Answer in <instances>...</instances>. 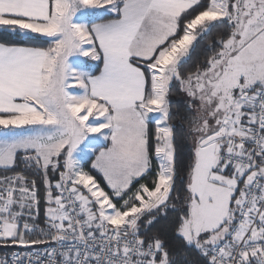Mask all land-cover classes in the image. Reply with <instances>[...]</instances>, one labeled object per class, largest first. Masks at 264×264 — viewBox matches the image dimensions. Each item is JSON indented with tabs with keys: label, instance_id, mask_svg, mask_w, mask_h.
<instances>
[{
	"label": "snow or ice",
	"instance_id": "snow-or-ice-1",
	"mask_svg": "<svg viewBox=\"0 0 264 264\" xmlns=\"http://www.w3.org/2000/svg\"><path fill=\"white\" fill-rule=\"evenodd\" d=\"M0 169V243L37 248L0 264H178L170 211L203 264H264V0H0Z\"/></svg>",
	"mask_w": 264,
	"mask_h": 264
},
{
	"label": "trees",
	"instance_id": "trees-1",
	"mask_svg": "<svg viewBox=\"0 0 264 264\" xmlns=\"http://www.w3.org/2000/svg\"><path fill=\"white\" fill-rule=\"evenodd\" d=\"M223 30H215L213 33L207 37L205 41H202L200 45L195 49V51L192 54V59L189 62L188 65H186V68L193 69L197 63H202L205 58L209 55H211V51L207 49L206 45L207 42L210 40H215L217 38L218 34H222ZM35 43L38 46L47 47V41L44 38H40L39 40H36ZM172 101L173 106V113H174V119L172 123L176 125L177 128V144H178V162L177 167L180 169V176H178L176 184L177 189H182V183L180 177L184 176L185 170L187 168V164L189 161V157L191 154V140L189 138V134L187 132V129L189 127L188 124V118L194 117L197 115L196 108L193 106V109L191 111L188 110V103L189 98L179 90V85L174 86L173 94L170 97ZM22 160V156L18 158V166L15 168L14 171L19 172L24 170V165L20 162ZM92 157L87 160V162L84 164L85 170L90 171L92 175L97 179V181L101 184L102 187H105L106 185L105 181L103 180V177L101 174L97 173L95 170L91 169V161ZM14 174L13 171H9L7 173L4 172V170L0 169V175H12ZM27 175L30 178H34L37 180V184L40 187L41 195L43 194V186L41 183V177L39 174H34L33 172L29 171L27 172ZM57 177H53V179H56ZM150 182V180H149ZM180 195L183 196L182 190L180 191ZM177 206H181V202H176ZM44 204L43 202L40 205V214L38 218V224L43 225L45 216H44ZM179 213L170 211L168 214L167 219H161L159 223H156L151 226L147 230V234L152 233H158L161 235V237L165 240L166 244L168 245L169 249L173 252L175 259L179 262L187 261L188 264H203V258L194 250V249H188L184 247L183 241L180 240L174 233V225L175 220ZM142 231H144L142 229ZM14 248H19L18 246H12V245H0V252H9Z\"/></svg>",
	"mask_w": 264,
	"mask_h": 264
},
{
	"label": "built area",
	"instance_id": "built-area-1",
	"mask_svg": "<svg viewBox=\"0 0 264 264\" xmlns=\"http://www.w3.org/2000/svg\"><path fill=\"white\" fill-rule=\"evenodd\" d=\"M58 178V177H57ZM41 227H44L45 225L43 224V225H40ZM19 248H14V249H12L11 251H9V252H3V253H1L0 252V258H5V257H11V255L13 254V253H17V254H20V255H23V254H25L26 252H28V251H36L37 250V248L36 247H33V248H31V249H25V248H23V247H21V246H18ZM40 248H42L43 246H39Z\"/></svg>",
	"mask_w": 264,
	"mask_h": 264
},
{
	"label": "rangeland",
	"instance_id": "rangeland-1",
	"mask_svg": "<svg viewBox=\"0 0 264 264\" xmlns=\"http://www.w3.org/2000/svg\"><path fill=\"white\" fill-rule=\"evenodd\" d=\"M92 159L94 160L95 159V156H92ZM86 160H88V158L86 157ZM105 185H106V182H105ZM106 190H108L107 188H106ZM0 245H5V244H3V243H0ZM10 245V244H9Z\"/></svg>",
	"mask_w": 264,
	"mask_h": 264
}]
</instances>
